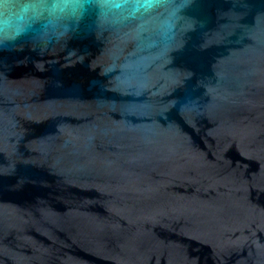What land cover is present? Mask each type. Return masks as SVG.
Wrapping results in <instances>:
<instances>
[{"label":"water","instance_id":"water-1","mask_svg":"<svg viewBox=\"0 0 264 264\" xmlns=\"http://www.w3.org/2000/svg\"><path fill=\"white\" fill-rule=\"evenodd\" d=\"M30 2L0 29V264H264V0Z\"/></svg>","mask_w":264,"mask_h":264},{"label":"clouds","instance_id":"clouds-1","mask_svg":"<svg viewBox=\"0 0 264 264\" xmlns=\"http://www.w3.org/2000/svg\"><path fill=\"white\" fill-rule=\"evenodd\" d=\"M83 6V0H51L46 6L50 15L77 13ZM5 11L0 15V29H12L24 23L34 8L30 0H25L20 5L3 4Z\"/></svg>","mask_w":264,"mask_h":264}]
</instances>
